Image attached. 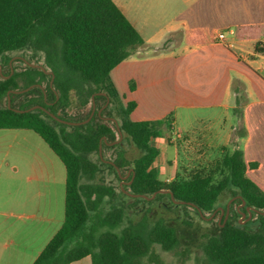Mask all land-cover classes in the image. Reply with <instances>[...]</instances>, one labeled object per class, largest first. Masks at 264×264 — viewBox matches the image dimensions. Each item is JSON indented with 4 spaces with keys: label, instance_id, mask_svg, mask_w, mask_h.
I'll use <instances>...</instances> for the list:
<instances>
[{
    "label": "trees",
    "instance_id": "1",
    "mask_svg": "<svg viewBox=\"0 0 264 264\" xmlns=\"http://www.w3.org/2000/svg\"><path fill=\"white\" fill-rule=\"evenodd\" d=\"M238 39L247 37V29L234 31ZM199 42H201L198 33ZM145 41L114 0H0V129L32 130L43 138L66 168L65 219L62 227L45 246L34 264H72L86 257L92 264H166L155 249L174 251L180 240L175 227L160 218L153 224L143 216L135 224L124 225L126 208L118 199H133L122 187L101 183L98 176L105 166L121 181L117 168L130 172L129 193L147 195L157 193L153 200L134 198L136 202H155L163 197L170 199L173 207H185L192 203L201 215L213 214L220 205L224 193L231 191L241 196L246 207L259 212L253 229L222 221L217 223L218 232L209 236L204 244L205 264H264V192L247 176V164L243 151L236 149L226 153L215 162V168L194 171L185 178L171 182L163 181L155 169V161L161 154L155 140L172 132L175 121L173 113L157 121L135 122L131 113L136 103L121 104L120 96L111 80L110 73L120 63L131 57ZM31 49L43 55V66L53 72L46 74L29 65L22 71H15L10 78L11 68L7 54ZM256 54H264V43H255ZM48 81L47 86L44 83ZM36 86L28 92L33 95L17 109L27 110L42 106L61 119L81 122L92 113L93 107L82 119L69 118L65 114L70 105L71 93L75 92L82 106L93 101L110 102L116 115L108 107L102 115L115 118L110 122H96L101 116L96 112L85 125L72 126L55 120L42 109L16 112L8 106V92ZM131 90L135 84L130 83ZM237 106L233 110L240 115V105L245 100L242 84L235 82ZM46 91V92H45ZM36 92H40L37 96ZM50 92L52 99H46ZM100 93H105L102 95ZM18 94H11V102ZM65 114V115H64ZM133 143L141 155L130 160L123 149L124 142L109 145L120 138ZM100 146L117 149L113 163H106L100 156ZM98 155V162L93 155ZM220 175L221 178H217ZM168 190L170 193H159ZM174 200L172 199V194ZM176 201L186 202L176 204ZM227 207L224 209L226 210ZM236 215L241 216L237 209ZM248 214L246 216V219ZM224 224V226H222ZM179 254V253H178Z\"/></svg>",
    "mask_w": 264,
    "mask_h": 264
},
{
    "label": "crops",
    "instance_id": "2",
    "mask_svg": "<svg viewBox=\"0 0 264 264\" xmlns=\"http://www.w3.org/2000/svg\"><path fill=\"white\" fill-rule=\"evenodd\" d=\"M114 2L145 41L110 73L121 104L136 103L131 120L173 113L176 136L196 137L212 152L242 150L256 164L247 176L264 192V54L254 51L264 43V0ZM241 28L244 40L234 34ZM220 32L230 46L218 41ZM236 81L245 94L240 115L233 111ZM66 177L37 133L0 129V264H34L63 225Z\"/></svg>",
    "mask_w": 264,
    "mask_h": 264
},
{
    "label": "rangeland",
    "instance_id": "3",
    "mask_svg": "<svg viewBox=\"0 0 264 264\" xmlns=\"http://www.w3.org/2000/svg\"><path fill=\"white\" fill-rule=\"evenodd\" d=\"M7 60L9 65L4 67V71L7 72L12 67L13 74L15 71H22L28 66V63L43 66V55L37 54L31 49L11 52L7 54ZM48 81L44 83V89L47 86ZM36 86L30 88L26 92L18 93L19 96L15 97L11 102V106L18 108L19 105L25 102L33 95H28V92L34 89ZM25 90V89H23ZM46 92V91H45ZM39 96L40 92H36ZM49 101L52 99L50 92L46 93V99ZM71 102L66 109L65 114L69 118L82 119L86 117L91 108L93 107V101L87 106H82L80 99L75 92L71 93ZM111 107L112 114L116 115L115 107L110 102L104 101L95 102V116L96 112L101 110L100 118H95L96 122L104 121L110 122L109 125L114 128L111 123L112 120H108L110 116L102 115V113ZM64 114V115H65ZM47 120L57 126L53 117H47ZM114 122V121H113ZM115 145L120 142H124L122 146L125 150V155L128 159L133 160L141 155L140 150L128 140L118 139L115 141ZM157 146L161 149V155L157 158L154 166L159 174V178L166 182H171L176 178H185L189 176L191 172L206 170L210 171L215 168V162L222 159L225 151L218 150L216 152L203 149L202 144L195 138L178 137L174 133L167 132L163 138L155 140ZM206 150V151H205ZM101 155L106 163L113 162V159L117 156V149H101ZM93 160L98 162V155L94 154ZM130 172H124L121 181L117 180L114 173L105 166H102V171L98 176V181L101 183L112 184L116 188L122 187L127 193L129 189H125V186H129ZM217 178H221L217 175ZM168 194V193H166ZM133 199H120L117 198L118 203L126 208L124 225L138 223L143 216L148 218V223L151 225L154 221L163 218L167 223L176 228L178 237L180 240L179 246L174 251L166 252L160 246H155L156 252L166 260V264H205L206 255L204 252V244L209 236L218 232L217 223H220L225 214H221L220 208H225L230 205V212L227 221L234 223H241L247 225L248 228L253 229L256 223L252 220L258 218L257 213L250 220H246V217L238 216L235 213V209H238L239 196H235L231 191L224 193L220 200V205L213 214H198L197 209L192 205L185 207H173L170 204V199L166 196L162 199L149 203V202H136ZM149 199V201L153 200ZM179 253V254H178Z\"/></svg>",
    "mask_w": 264,
    "mask_h": 264
},
{
    "label": "water",
    "instance_id": "4",
    "mask_svg": "<svg viewBox=\"0 0 264 264\" xmlns=\"http://www.w3.org/2000/svg\"><path fill=\"white\" fill-rule=\"evenodd\" d=\"M28 65H29L30 67H33V68H39V69L43 70L46 74H51V75H52V80H51L50 85L53 86V82H54V79H55V76H54L53 72L47 71V70L45 69V67H44V66H41V65H36V64H32V63H28ZM0 74H2V66H1V64H0ZM12 74H13V69H12V67H11V74H10L9 76H6L5 78H10ZM32 87H34V86H31V87H29V88H27V89H25V90H16V91H15V90H11V91H9V92H8V98H7L9 108H12V106H11V94H18V93L26 92V91H28V90H29L30 88H32ZM100 94H102V95H106L105 93H100ZM94 97H95V95H93V97H92V99H93V110H92V113L90 114V116H89L86 120L81 121V122H72V121L63 120V119H61L58 115H54V114L50 113L49 111H47V110H46L44 107H42V106H34V107H32V108H30V109H27V110H19V109H17V108H13V110L16 111V112L24 113V112L34 111V110H36V109H42V110H45L46 112H48V113H49V114H50L55 120H57L58 122H61V123L67 124V125H72V126H79V125H85V124L89 123V122L91 121V119L93 118V115H94V113H95V101H94ZM98 114H99V115L101 114V110L98 111ZM105 119H108V120H112V121H114V122L116 123L117 127H118V123H117V120H116L115 118L108 117V118H105ZM118 128H119V127H118ZM122 137H123V135H122V133L120 132V139H122ZM114 143H116V142L110 143L109 145H112V144H114ZM101 149H102V146H100V156H101V158H102V155H101ZM110 163L114 164L113 162H110ZM117 171H118L119 175L122 177V175H121V171L119 170V168H117ZM133 179H134V178H132V180L130 181V184L132 183ZM125 192H126V191H125ZM126 193H127V192H126ZM159 193H170V191H168V190H161ZM128 194L131 195V196H133V197H136V198H144V199H147V200L152 199V198H154V197L157 195V193H155V194H153V196L149 197V196H147V195H136V194H132V193H128ZM171 194H172V199L174 200L173 193H171ZM239 198H241V196H239ZM175 203H176V204H185L186 202H180V201H176V200H175ZM188 204H189V205H192V206L195 207V205L192 204V203H188ZM245 206H246V202L243 201V202L238 206V209H237V210L239 211V213L241 214V216H242L243 218H245V217L247 216V214H248V217H247L246 220H250V219L252 218V216H253V212H259V211L255 210V209H252L251 207H246V212L241 211V208H243V207H245ZM220 211H221V214H222V215H223V214H226L225 219H224V224H225V223L227 222V218H228V216H229L230 205L227 206L226 210L223 209V208H220ZM199 212L201 213V215L203 214L201 210H199ZM260 213L264 214V212H260ZM240 223H243V222L240 221ZM224 224H223L222 226H224Z\"/></svg>",
    "mask_w": 264,
    "mask_h": 264
},
{
    "label": "built area",
    "instance_id": "5",
    "mask_svg": "<svg viewBox=\"0 0 264 264\" xmlns=\"http://www.w3.org/2000/svg\"><path fill=\"white\" fill-rule=\"evenodd\" d=\"M226 34L225 32H220L217 36V39L219 42H221L222 44H225L227 46H230V44L227 42V39H226Z\"/></svg>",
    "mask_w": 264,
    "mask_h": 264
}]
</instances>
